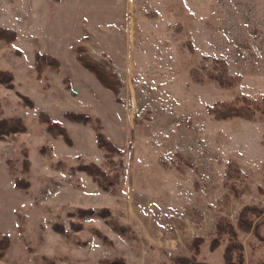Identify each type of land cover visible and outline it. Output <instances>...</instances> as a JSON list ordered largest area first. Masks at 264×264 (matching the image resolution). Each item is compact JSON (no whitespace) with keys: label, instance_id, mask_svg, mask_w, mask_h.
Returning <instances> with one entry per match:
<instances>
[{"label":"rangeland","instance_id":"rangeland-1","mask_svg":"<svg viewBox=\"0 0 264 264\" xmlns=\"http://www.w3.org/2000/svg\"><path fill=\"white\" fill-rule=\"evenodd\" d=\"M0 25L17 31L0 39V69L13 74V86L0 82V114L26 125L0 138V231L9 235L0 264H225V238L209 244L215 223L235 222L247 204L263 211L236 230L244 264L264 260V112L206 111L264 95V0H0ZM79 44L116 73L120 101L77 61ZM37 50L59 68L38 76ZM222 67L228 85L215 78ZM69 109L98 116L121 152L99 148L95 128L64 117ZM41 110L71 144L46 131ZM89 160L109 180L77 168ZM81 206L108 211L72 213Z\"/></svg>","mask_w":264,"mask_h":264},{"label":"trees","instance_id":"trees-1","mask_svg":"<svg viewBox=\"0 0 264 264\" xmlns=\"http://www.w3.org/2000/svg\"><path fill=\"white\" fill-rule=\"evenodd\" d=\"M17 31L14 27L2 26L0 25V39L6 41H12L16 39ZM76 59L77 61L88 69L98 81L110 89L115 96V100L120 101L119 96V85L120 81L116 77V73L111 69H108L105 65L101 64L98 60L94 59L87 51L86 47L82 44L76 46ZM215 60L222 62L223 58L221 56L215 57ZM34 66L38 76L43 71L44 67L49 66L52 69H58L60 66L59 59L51 54L50 52L35 51L34 53ZM225 69L222 67L215 75L216 80L222 85H228ZM0 82L5 83L8 86H13V74L6 70L0 69ZM25 99L27 96L22 95ZM242 97V104L236 105L235 103L226 102L224 100L213 101L206 105V111L215 118H227L232 116L245 117L246 119H252L256 110H261L264 112V95L260 96L259 99H248L246 96ZM26 104L32 105L31 100H25ZM64 117L71 121L79 122L82 124H90L95 128V139L96 145L99 148L105 149L107 152H121V149L106 136L102 131V123L98 116H92L88 112L78 111L69 109L64 111ZM40 121L45 123V129L52 136H61L62 139L67 143L71 144L72 139L65 127L61 122L53 119L46 111H39ZM26 129L25 122L23 118L19 115L3 116L0 114V138L6 135L15 134L18 132H23ZM178 160L182 159L179 152L176 153ZM165 166H168L166 161L162 160ZM189 162H187L188 164ZM176 166L181 168L179 163ZM78 169L84 170L88 174L94 176L96 179H100V182L108 179L106 170L101 168L95 161L89 160L87 162H80L77 166ZM182 169V168H181ZM229 170L231 173H237L238 168L233 160L229 162ZM22 178H16V185L24 186L27 185V181ZM104 188H107V183H100ZM108 211L107 207H101L99 210L94 208L78 207L72 213H76L80 216L87 214L98 213L102 215L104 212ZM262 208L256 207L251 204L242 206L239 210V215L235 222L228 220L225 217L219 218L215 223V236L210 239V248H216L220 242L225 238L226 243L222 250V258L225 264H244V245L242 241L238 238L236 230L249 231L252 227V222L255 216L262 214ZM9 242V235L5 231H0V255L6 249ZM203 242L201 236H196L192 239L190 246L194 249V252L199 251V246ZM194 257V256H193ZM181 264H187L186 260L183 258H177ZM92 264H126L122 257L113 258H101Z\"/></svg>","mask_w":264,"mask_h":264},{"label":"water","instance_id":"water-1","mask_svg":"<svg viewBox=\"0 0 264 264\" xmlns=\"http://www.w3.org/2000/svg\"><path fill=\"white\" fill-rule=\"evenodd\" d=\"M257 264H264V260H263V261H261V262H259V263H257Z\"/></svg>","mask_w":264,"mask_h":264},{"label":"crops","instance_id":"crops-1","mask_svg":"<svg viewBox=\"0 0 264 264\" xmlns=\"http://www.w3.org/2000/svg\"><path fill=\"white\" fill-rule=\"evenodd\" d=\"M52 54V53H51ZM57 57V56H56ZM60 61V60H59Z\"/></svg>","mask_w":264,"mask_h":264}]
</instances>
